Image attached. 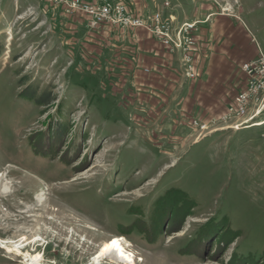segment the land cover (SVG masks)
Masks as SVG:
<instances>
[{
    "label": "rangeland",
    "instance_id": "rangeland-1",
    "mask_svg": "<svg viewBox=\"0 0 264 264\" xmlns=\"http://www.w3.org/2000/svg\"><path fill=\"white\" fill-rule=\"evenodd\" d=\"M46 4L0 0V264L37 253L38 264H92L113 236L136 264H264V123H245L264 121V92L243 113L229 104L173 139L154 135ZM168 7L196 27L211 14L239 21V39L254 35L264 55V0Z\"/></svg>",
    "mask_w": 264,
    "mask_h": 264
},
{
    "label": "crops",
    "instance_id": "crops-1",
    "mask_svg": "<svg viewBox=\"0 0 264 264\" xmlns=\"http://www.w3.org/2000/svg\"><path fill=\"white\" fill-rule=\"evenodd\" d=\"M118 1L133 16L143 19L162 10L173 16L174 25L185 21L163 6L165 0ZM46 6L56 13L62 38L74 49L76 57L89 60L93 68L109 75L111 88L138 111L137 118L159 125L154 135L162 136L163 129L168 128L172 139L178 136L174 132L186 129L193 119L207 120L225 112L245 84L238 67L254 58L260 48L254 35L239 39L244 33L239 21L211 14L193 32L195 43L188 53L195 77L187 78L182 72L181 52L171 53L144 28L108 24L92 27L79 11L65 13L60 5Z\"/></svg>",
    "mask_w": 264,
    "mask_h": 264
},
{
    "label": "built area",
    "instance_id": "built-area-1",
    "mask_svg": "<svg viewBox=\"0 0 264 264\" xmlns=\"http://www.w3.org/2000/svg\"><path fill=\"white\" fill-rule=\"evenodd\" d=\"M48 4L60 5L65 13L79 11L88 18L90 26L99 24L117 25L123 28L142 27L161 41L170 52L180 51V41H188V50L195 43L193 32L196 30L194 22H187V28L182 32V40H177L176 46H168L165 43L166 28L160 24L159 13L162 10L153 11L146 19L133 16L126 5L118 0H96L88 2L85 0H44ZM169 2L167 1V7ZM173 17V16H172ZM174 19V18H173ZM175 32V31H174ZM181 55L188 56V63H182V72L187 78H194L193 60L188 51H180ZM241 69L245 74V84L238 91L233 104L227 107L228 113H236L240 110V103L248 97L251 90H257L259 85H264V55L260 53L257 57L247 60L241 64ZM261 111V110H259ZM194 125L200 128L208 127L205 123L193 121Z\"/></svg>",
    "mask_w": 264,
    "mask_h": 264
},
{
    "label": "bare ground",
    "instance_id": "bare-ground-1",
    "mask_svg": "<svg viewBox=\"0 0 264 264\" xmlns=\"http://www.w3.org/2000/svg\"><path fill=\"white\" fill-rule=\"evenodd\" d=\"M165 5H167V2H165ZM172 19L173 18L171 15L165 16L159 14L160 24L165 25L166 28L165 42L168 44V46H176L177 40H182V32L185 31L187 28V22H184L181 25H179L176 29H173L171 26ZM180 50L188 51V41H180ZM182 59L183 61H185V63H188L187 55H183ZM260 91L264 92V85H259V87H257V90H251V92L248 93V97L245 98L244 101L240 103V110L238 112L243 113L245 111V107L247 106L248 101L257 97ZM257 113H260V111H258ZM245 123L247 124V125L245 124L246 127H250L254 125L263 124L264 121L252 122L246 120ZM121 240L122 238H120L119 236H113V237H109L108 239H105L100 244L99 249L97 250L93 258L92 264H101L102 259L105 258H110L113 261H122L124 262V264H136L135 260L129 254L130 252L128 253V251L123 246ZM39 260H40V254L37 253L34 255H30V257L27 258L26 263L38 264ZM139 260L143 261L144 259L139 257Z\"/></svg>",
    "mask_w": 264,
    "mask_h": 264
},
{
    "label": "trees",
    "instance_id": "trees-1",
    "mask_svg": "<svg viewBox=\"0 0 264 264\" xmlns=\"http://www.w3.org/2000/svg\"><path fill=\"white\" fill-rule=\"evenodd\" d=\"M24 91L25 94L27 93L26 95H28L30 98L42 104H47L52 100L49 92H42L37 95L35 89L31 88V90H29L28 87H26Z\"/></svg>",
    "mask_w": 264,
    "mask_h": 264
}]
</instances>
